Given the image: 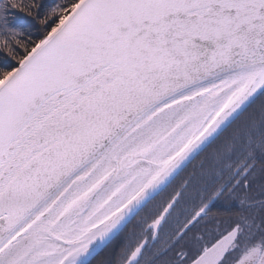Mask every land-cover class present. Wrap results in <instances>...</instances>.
I'll use <instances>...</instances> for the list:
<instances>
[{
    "label": "snow or ice",
    "instance_id": "snow-or-ice-1",
    "mask_svg": "<svg viewBox=\"0 0 264 264\" xmlns=\"http://www.w3.org/2000/svg\"><path fill=\"white\" fill-rule=\"evenodd\" d=\"M89 261L264 264V0H0V264Z\"/></svg>",
    "mask_w": 264,
    "mask_h": 264
},
{
    "label": "trees",
    "instance_id": "trees-1",
    "mask_svg": "<svg viewBox=\"0 0 264 264\" xmlns=\"http://www.w3.org/2000/svg\"><path fill=\"white\" fill-rule=\"evenodd\" d=\"M103 254H104V252H103ZM103 254H101V255H98L95 259H99V257H101ZM89 264H94V262L93 261H91Z\"/></svg>",
    "mask_w": 264,
    "mask_h": 264
},
{
    "label": "water",
    "instance_id": "water-1",
    "mask_svg": "<svg viewBox=\"0 0 264 264\" xmlns=\"http://www.w3.org/2000/svg\"><path fill=\"white\" fill-rule=\"evenodd\" d=\"M102 251H103V249L99 250V251L97 252L96 257H97ZM90 262H91V261H89V263H90Z\"/></svg>",
    "mask_w": 264,
    "mask_h": 264
},
{
    "label": "flooded vegetation",
    "instance_id": "flooded-vegetation-1",
    "mask_svg": "<svg viewBox=\"0 0 264 264\" xmlns=\"http://www.w3.org/2000/svg\"><path fill=\"white\" fill-rule=\"evenodd\" d=\"M103 252H104V250L99 255L103 254Z\"/></svg>",
    "mask_w": 264,
    "mask_h": 264
}]
</instances>
